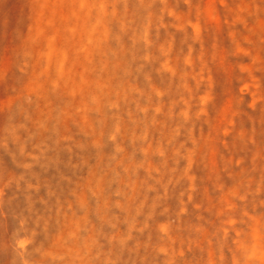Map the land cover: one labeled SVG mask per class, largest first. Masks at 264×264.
Here are the masks:
<instances>
[{"label":"rangeland","instance_id":"374dc122","mask_svg":"<svg viewBox=\"0 0 264 264\" xmlns=\"http://www.w3.org/2000/svg\"><path fill=\"white\" fill-rule=\"evenodd\" d=\"M0 264H264V0H0Z\"/></svg>","mask_w":264,"mask_h":264}]
</instances>
